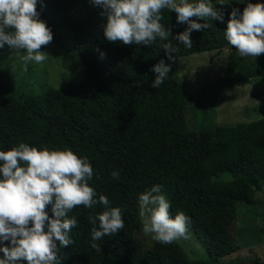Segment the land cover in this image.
Segmentation results:
<instances>
[{
  "label": "trees",
  "instance_id": "1",
  "mask_svg": "<svg viewBox=\"0 0 264 264\" xmlns=\"http://www.w3.org/2000/svg\"><path fill=\"white\" fill-rule=\"evenodd\" d=\"M245 6L233 8L242 11ZM36 8L52 32L70 30L84 78L26 96L0 73V151L25 143L70 149L86 157L94 170L89 186L105 195L110 207L121 209L124 222L115 235L96 241L97 251L91 247L89 216L104 209L99 204L75 206L68 213L77 219L69 232L73 243L60 246V264H220L236 250L232 230L240 204H256L263 190L264 118L190 131V95L178 80V59L229 50L227 67L217 81L219 93L264 79V53L241 57L224 36L232 8L223 12L224 22L208 20L212 27L193 31L190 48L174 39L187 25L177 23L174 11L162 9L160 23L170 29L168 40L176 49L171 58L159 40L147 47L107 41L103 10L89 0H43ZM50 43L64 47L59 36ZM17 53L25 51L6 45L0 49V62ZM161 59L170 66V73L158 88H152L156 74L151 68ZM112 171L119 172L118 179L111 177ZM154 184L161 185L168 197L171 217L183 212L189 218L187 225L207 249L209 259L189 260L175 242L157 241L148 248L137 239L141 229L138 195ZM241 264H264V256Z\"/></svg>",
  "mask_w": 264,
  "mask_h": 264
},
{
  "label": "clouds",
  "instance_id": "2",
  "mask_svg": "<svg viewBox=\"0 0 264 264\" xmlns=\"http://www.w3.org/2000/svg\"><path fill=\"white\" fill-rule=\"evenodd\" d=\"M89 2L103 10L101 15L106 22L102 31L107 41L147 47L159 40L165 55L171 58L169 54L176 49L168 40L170 29L160 23L162 9L174 11L177 23L187 25L174 39L190 48L193 31L212 27L208 20L224 22L223 11L214 4L224 5L230 0ZM238 2L246 6L242 11L232 8L224 36L241 57L256 58L264 53V3ZM38 3L43 0H0V49L7 45L13 50H24L21 60L25 64L43 62L46 55L40 51L41 46L53 39L51 29L39 18ZM103 55L100 52L101 58ZM151 71L156 74L151 87L158 88L170 73V66L161 59ZM93 175L89 160L70 149L20 143L0 151V264H60V246L73 243L69 232L76 227L77 219L68 213L75 206L93 208L99 204L104 209L89 216L93 225L91 247L97 251L100 247L96 241L123 229L121 209L110 207L108 198L89 186ZM110 175L119 178L118 171ZM138 205L143 233L162 244L186 238L189 218L183 212L170 216V203L161 192V185L154 184L140 193Z\"/></svg>",
  "mask_w": 264,
  "mask_h": 264
},
{
  "label": "rangeland",
  "instance_id": "3",
  "mask_svg": "<svg viewBox=\"0 0 264 264\" xmlns=\"http://www.w3.org/2000/svg\"><path fill=\"white\" fill-rule=\"evenodd\" d=\"M241 4L244 3L230 0L228 4H214V7L224 12ZM52 33L63 39L64 47L51 43L42 45L40 51L46 55L43 62L25 64L21 57L26 53L13 54L0 62V73L5 81L21 94L37 95L83 80L84 67L79 55L73 50L70 30L61 28ZM228 56L229 50H224L219 55L216 52H204L178 59V80L190 95L187 112L190 131L216 129L264 118V79L256 78L248 85L218 92L217 81L225 72ZM257 197L258 202L254 205L240 204L232 230L236 238V250L222 258L220 264H241L253 256H264V185ZM169 214L171 216L170 208ZM137 239L148 248L157 242L151 235L143 233L142 221ZM173 242L182 248L189 260L209 259L207 249L188 225L186 238Z\"/></svg>",
  "mask_w": 264,
  "mask_h": 264
}]
</instances>
